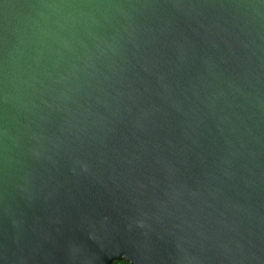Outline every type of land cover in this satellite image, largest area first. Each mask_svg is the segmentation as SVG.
Wrapping results in <instances>:
<instances>
[{
  "label": "water",
  "instance_id": "water-1",
  "mask_svg": "<svg viewBox=\"0 0 264 264\" xmlns=\"http://www.w3.org/2000/svg\"><path fill=\"white\" fill-rule=\"evenodd\" d=\"M122 259L264 264V0H0V264Z\"/></svg>",
  "mask_w": 264,
  "mask_h": 264
},
{
  "label": "clouds",
  "instance_id": "clouds-1",
  "mask_svg": "<svg viewBox=\"0 0 264 264\" xmlns=\"http://www.w3.org/2000/svg\"><path fill=\"white\" fill-rule=\"evenodd\" d=\"M109 7L116 8L119 12L120 16H122L124 19H126L129 22H132L137 15L143 14V12L147 9L148 5L145 4H130L127 7L119 6V5H108ZM104 47L99 48V52L96 56V59H99L100 55H106L108 52H115V48L108 44L106 41L103 40ZM99 47V46H98ZM96 70V65L94 61L88 62L84 69H81L80 71L85 75H90L92 72ZM66 79V77L61 76L58 78L57 83L62 84L63 81ZM79 78H77L78 80ZM57 98L62 99H69L64 91H61L58 94ZM50 106V105H49Z\"/></svg>",
  "mask_w": 264,
  "mask_h": 264
},
{
  "label": "trees",
  "instance_id": "trees-1",
  "mask_svg": "<svg viewBox=\"0 0 264 264\" xmlns=\"http://www.w3.org/2000/svg\"><path fill=\"white\" fill-rule=\"evenodd\" d=\"M112 264H129V262H127L126 260L122 259V260H116Z\"/></svg>",
  "mask_w": 264,
  "mask_h": 264
}]
</instances>
